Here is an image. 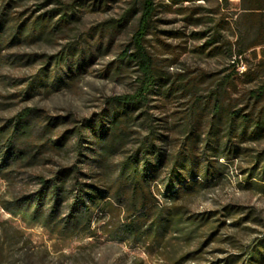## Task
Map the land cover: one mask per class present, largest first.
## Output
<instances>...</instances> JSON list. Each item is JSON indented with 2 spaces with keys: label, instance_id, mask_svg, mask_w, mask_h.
I'll list each match as a JSON object with an SVG mask.
<instances>
[{
  "label": "rangeland",
  "instance_id": "rangeland-1",
  "mask_svg": "<svg viewBox=\"0 0 264 264\" xmlns=\"http://www.w3.org/2000/svg\"><path fill=\"white\" fill-rule=\"evenodd\" d=\"M141 2L0 0V125L36 108L51 122V141L65 138L71 147L72 135L97 124L112 98L134 94L141 75L124 54L134 52ZM155 3L145 46L159 78L148 110L160 148L176 152L192 133L197 171L212 164L221 176L179 204L182 231L161 242L112 238L116 228L101 231L106 219L98 211L96 236L61 238L2 207L15 193H34L37 176L50 178L69 164L72 154L51 151L37 168L21 170L13 187L0 179V264H223L230 255L241 264L264 240V132L256 140L252 126L241 134L239 119H264V96L253 98L264 83V46L251 48L264 36L239 17L238 0ZM39 80L48 87L30 89ZM232 113L239 114L234 121ZM138 114L123 155L143 136Z\"/></svg>",
  "mask_w": 264,
  "mask_h": 264
},
{
  "label": "trees",
  "instance_id": "trees-1",
  "mask_svg": "<svg viewBox=\"0 0 264 264\" xmlns=\"http://www.w3.org/2000/svg\"><path fill=\"white\" fill-rule=\"evenodd\" d=\"M239 11V17L254 22L264 36V0H240ZM156 12L155 0H142L133 38L134 52L129 54L127 50L124 54V58L138 66L141 77L137 90L131 95L112 98L97 124L85 123L72 135L75 141L71 147L65 138L51 141V122L45 124L36 108H25L2 122L0 179L9 187L16 185L21 170L37 168L42 155H50L51 151L72 154L69 164L52 177H36L39 188L34 193H15L3 203V209L10 215L28 224H39L61 238L96 236L93 225L97 211L106 219L101 231L109 234L110 228H116L109 235L112 238L140 244L149 240L161 242L170 231L181 233L179 204L207 188L221 173L212 164L197 171V160L191 150L197 138L192 133L176 152L165 153L160 148L164 140L156 132L148 110L159 78L145 46ZM3 24L6 21L0 16V26ZM19 36L18 30L13 38ZM260 46L264 42L251 48ZM243 54L244 50L240 49L237 56ZM35 85L48 87L46 81L39 80L30 89L36 88ZM253 94L255 99L263 97L264 83ZM215 108L217 112L220 110L217 104ZM137 111L143 136L132 152L123 155L120 146L130 133L129 123ZM238 116L232 113V121ZM239 119L245 125L241 134L245 135L252 126L249 136L256 140L264 132V119L252 123L248 116ZM116 219L119 225L114 223ZM241 260L238 255H230L223 264H237ZM241 264H264V240Z\"/></svg>",
  "mask_w": 264,
  "mask_h": 264
},
{
  "label": "crops",
  "instance_id": "crops-1",
  "mask_svg": "<svg viewBox=\"0 0 264 264\" xmlns=\"http://www.w3.org/2000/svg\"><path fill=\"white\" fill-rule=\"evenodd\" d=\"M238 2H240V0H238Z\"/></svg>",
  "mask_w": 264,
  "mask_h": 264
}]
</instances>
